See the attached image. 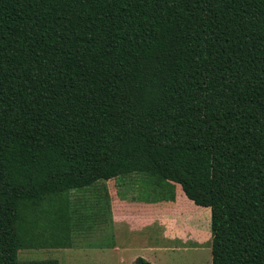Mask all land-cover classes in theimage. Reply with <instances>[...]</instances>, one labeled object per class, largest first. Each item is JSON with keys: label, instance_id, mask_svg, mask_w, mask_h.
<instances>
[{"label": "trees", "instance_id": "1", "mask_svg": "<svg viewBox=\"0 0 264 264\" xmlns=\"http://www.w3.org/2000/svg\"><path fill=\"white\" fill-rule=\"evenodd\" d=\"M132 171L208 212L211 264H264V0H0V264H58L17 252Z\"/></svg>", "mask_w": 264, "mask_h": 264}, {"label": "rangeland", "instance_id": "2", "mask_svg": "<svg viewBox=\"0 0 264 264\" xmlns=\"http://www.w3.org/2000/svg\"><path fill=\"white\" fill-rule=\"evenodd\" d=\"M126 177L125 174L119 178L100 179L95 184L99 188L96 195L91 193V188L86 192H68L65 201L78 210V214L66 215L64 238L56 239L64 241V246L23 245L18 249V260L26 262L56 258L58 264H120L121 261L129 260V256L141 247L144 241H141L140 236L158 238L163 211L177 210L183 204L173 188L158 178H153L148 185H125L119 188L117 184ZM198 211L196 218L200 225L194 221L190 230L188 226L194 249L175 253L174 264H211L208 212ZM170 223L168 228L177 224ZM133 224L146 225L148 228L140 235L131 233ZM119 248H124V252L121 251L125 255L123 259Z\"/></svg>", "mask_w": 264, "mask_h": 264}, {"label": "crops", "instance_id": "3", "mask_svg": "<svg viewBox=\"0 0 264 264\" xmlns=\"http://www.w3.org/2000/svg\"><path fill=\"white\" fill-rule=\"evenodd\" d=\"M140 172L132 171V172H127V173H121L122 175L118 177L114 176L115 178L125 176V174L128 176L122 179L121 180L122 182H119L117 186L121 188V187H125V185H141L145 183H147L146 185H148V183H150V181L153 178H158L166 182V184L169 187L173 188V190L177 193V197L179 198L183 206L182 208H178L177 210L167 209L163 211V214L160 217V222H159L160 229H161V234L159 235V237L150 239L148 238V235L146 237L140 236L141 241H144L142 244H140L141 247L137 250L135 254L129 256L130 257L129 260L121 261L120 264H131L137 256H141L145 258L151 264H156V263L157 264H174L173 256L175 253L176 254L184 253L186 250H191V248L194 249L193 238L191 237L192 235H190L188 231V226L190 230L191 225L194 223V221H196L199 224V222L194 217H196V215L199 212L198 208L200 210L202 206H198L194 204L190 199H188L185 196V194L182 192L179 184L165 180L158 174H150L148 172L140 173ZM137 174H142L143 177ZM99 180L100 179L96 180L95 182L87 186L85 190H87L88 188H91V193L96 195L99 188L95 184H97ZM203 211H201V213ZM173 221L175 222V224L176 223L177 224L174 225L172 228H168L170 226L169 224H171L170 222H172V224L174 223ZM153 224L154 223H151V225ZM145 226L144 225L139 226L137 224H133L131 233L136 232L139 235L143 234L148 228V226L146 227ZM119 251L121 253L120 255L121 259H123V256H125L123 253L124 248H119Z\"/></svg>", "mask_w": 264, "mask_h": 264}]
</instances>
